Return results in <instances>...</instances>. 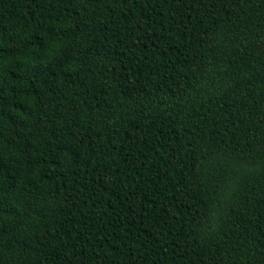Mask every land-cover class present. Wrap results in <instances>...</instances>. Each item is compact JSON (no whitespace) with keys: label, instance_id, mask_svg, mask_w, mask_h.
<instances>
[{"label":"trees","instance_id":"trees-1","mask_svg":"<svg viewBox=\"0 0 264 264\" xmlns=\"http://www.w3.org/2000/svg\"><path fill=\"white\" fill-rule=\"evenodd\" d=\"M0 264H264V0H0Z\"/></svg>","mask_w":264,"mask_h":264}]
</instances>
